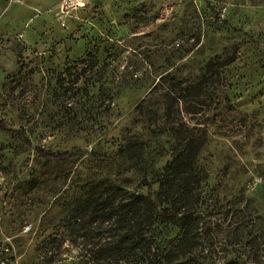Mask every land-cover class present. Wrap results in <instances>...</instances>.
I'll return each mask as SVG.
<instances>
[{"label":"rangeland","instance_id":"rangeland-1","mask_svg":"<svg viewBox=\"0 0 264 264\" xmlns=\"http://www.w3.org/2000/svg\"><path fill=\"white\" fill-rule=\"evenodd\" d=\"M71 1L0 0V116L22 131H0V240L11 264H74L76 184L96 174L144 189L169 156L152 131L157 116L137 104L160 74L194 77L215 55L233 58L218 84L243 115L214 119L212 131L228 136H211L201 160L223 183L244 177L264 202V0ZM34 145L113 158L47 160Z\"/></svg>","mask_w":264,"mask_h":264},{"label":"trees","instance_id":"trees-1","mask_svg":"<svg viewBox=\"0 0 264 264\" xmlns=\"http://www.w3.org/2000/svg\"><path fill=\"white\" fill-rule=\"evenodd\" d=\"M232 59L210 57L194 77L159 75L136 107L140 114L157 116L152 131L164 137L169 159L143 178L142 190H130L108 175H87L76 184L67 205L68 228L77 251L74 264H264L263 195L249 196L244 177L231 184L213 178L201 160L211 136L217 134L212 131L219 127L214 119L225 111L235 114L234 121L243 115L232 105L226 85L218 84ZM97 63L95 58L92 66ZM79 79L75 76L71 84ZM63 81L59 75L58 87ZM242 123H236L235 129L244 130ZM0 131L19 136L22 132L1 116ZM25 141L31 145L29 139ZM125 144L115 151L123 153ZM33 148L47 160L113 158L80 148ZM258 175L262 190L264 168Z\"/></svg>","mask_w":264,"mask_h":264},{"label":"built area","instance_id":"built-area-1","mask_svg":"<svg viewBox=\"0 0 264 264\" xmlns=\"http://www.w3.org/2000/svg\"><path fill=\"white\" fill-rule=\"evenodd\" d=\"M68 1H71V0H63L64 3H68ZM71 2H73V0ZM77 4L80 5L81 3L77 2ZM26 228H28V226ZM8 251H9V248L6 242L3 240H0V264H11V259L8 256Z\"/></svg>","mask_w":264,"mask_h":264}]
</instances>
